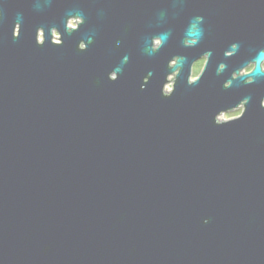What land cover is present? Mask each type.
<instances>
[{
    "label": "water",
    "instance_id": "1",
    "mask_svg": "<svg viewBox=\"0 0 264 264\" xmlns=\"http://www.w3.org/2000/svg\"><path fill=\"white\" fill-rule=\"evenodd\" d=\"M166 2L0 0V264H264V82L223 88L264 45V7L192 0L149 58L141 40ZM193 12L207 32L183 48ZM206 50L201 81L189 88L185 66L163 98L171 55ZM245 97L240 120L215 125Z\"/></svg>",
    "mask_w": 264,
    "mask_h": 264
},
{
    "label": "clouds",
    "instance_id": "2",
    "mask_svg": "<svg viewBox=\"0 0 264 264\" xmlns=\"http://www.w3.org/2000/svg\"><path fill=\"white\" fill-rule=\"evenodd\" d=\"M256 2L258 7H264V0H256ZM191 4L192 0H167V2L163 4V6L155 8L153 12V19L149 22L148 30L145 32L141 40V52L143 55L152 58L157 53H159L161 48L165 46L166 42L171 41L173 36V29L170 25L173 24V21H176L184 16L186 10ZM98 15L101 19H103L106 13L102 10ZM82 18L84 23V17ZM206 32L207 26L205 15L200 12H193L187 17V20L183 27L182 47H196L203 41ZM94 36L95 30H92L91 35L89 36L90 39L88 40L89 43L93 42ZM18 37L19 36L13 35V38ZM117 43L119 44V41H117ZM79 50H81L80 45ZM239 51L240 43L233 42L230 44V50H225L223 52V56L225 59H230L234 55H237ZM205 54H207V63L202 65L203 71L200 72L193 68V62L198 60L200 57L205 56ZM211 56V50L203 51L202 55H199L198 58L191 60L187 55L184 54L171 55V58L168 59L167 62V71L159 84L160 95L165 99L171 98L174 95L178 79L180 78L182 72H184L185 66H187L186 85L189 88L197 85L204 76ZM127 61L128 56H124L123 61H121V63L118 65V67L121 69V72L123 70V66L127 63ZM170 63H174L175 66L170 67ZM227 69L228 65L226 63L219 62L216 68V75L221 76ZM241 69H247L246 74L237 75V73H239ZM111 74H114V76L110 78L109 74L107 76L108 80L112 82L117 81L118 78L116 77H118V73L116 71H113ZM152 75V72H148L147 75L143 77V82L140 84L141 91H144L145 86L150 83V78L152 77ZM173 76L175 77L174 79ZM239 81H242L243 85H251L256 82H264V45H255L248 48L247 57L245 58V60L241 61L239 66L231 71L230 78L225 80V82L223 83V88L227 90L233 87V82ZM161 85H163L162 89ZM249 99L250 97H245L232 106H227L220 109L222 111H226L236 108L237 105H240V111L237 113L236 119L222 124H218L217 121H215V125L223 126L231 122L240 120L246 113V107L245 105H241V101H247L248 104ZM259 104L260 108L264 109V97L260 98Z\"/></svg>",
    "mask_w": 264,
    "mask_h": 264
},
{
    "label": "rangeland",
    "instance_id": "3",
    "mask_svg": "<svg viewBox=\"0 0 264 264\" xmlns=\"http://www.w3.org/2000/svg\"><path fill=\"white\" fill-rule=\"evenodd\" d=\"M76 21L77 20H71L69 23L71 26H75ZM55 35H57L56 32H55ZM203 64H204V58H201V59H199L193 63V68L198 70V71H201ZM243 72H247V69H244ZM239 111H240V106L238 108L232 110V111L222 113L221 115H219L218 118H219V120H227L230 118H234L237 116V113Z\"/></svg>",
    "mask_w": 264,
    "mask_h": 264
},
{
    "label": "flooded vegetation",
    "instance_id": "4",
    "mask_svg": "<svg viewBox=\"0 0 264 264\" xmlns=\"http://www.w3.org/2000/svg\"><path fill=\"white\" fill-rule=\"evenodd\" d=\"M251 67V66H250Z\"/></svg>",
    "mask_w": 264,
    "mask_h": 264
}]
</instances>
